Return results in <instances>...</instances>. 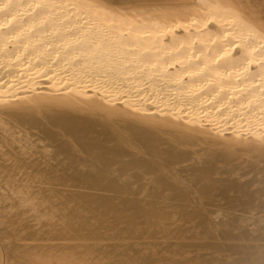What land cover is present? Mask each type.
<instances>
[{
    "label": "bare ground",
    "instance_id": "1",
    "mask_svg": "<svg viewBox=\"0 0 264 264\" xmlns=\"http://www.w3.org/2000/svg\"><path fill=\"white\" fill-rule=\"evenodd\" d=\"M0 264H264V0H0Z\"/></svg>",
    "mask_w": 264,
    "mask_h": 264
}]
</instances>
